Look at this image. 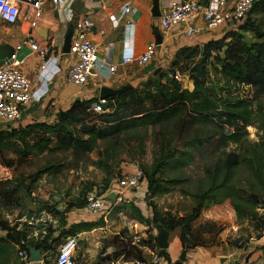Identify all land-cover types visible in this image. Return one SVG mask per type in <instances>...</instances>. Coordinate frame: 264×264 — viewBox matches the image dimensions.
Returning a JSON list of instances; mask_svg holds the SVG:
<instances>
[{"label":"trees","instance_id":"trees-1","mask_svg":"<svg viewBox=\"0 0 264 264\" xmlns=\"http://www.w3.org/2000/svg\"><path fill=\"white\" fill-rule=\"evenodd\" d=\"M255 14L264 15V0L254 2L248 17L244 22L238 24L236 30L229 31L222 39L206 42L202 49L199 47L182 49L168 72L162 73L159 70L155 76L171 78V75L178 71L177 68L180 66L181 58L189 60L202 52L204 62L198 64L195 71L203 74L206 71L205 62L212 59L220 65L221 72L231 80L252 87L255 91L254 99L261 104L264 99V21L257 22L252 17ZM248 36L252 37L248 38ZM155 97L157 96H153L149 104L147 98H144L139 90L133 87L123 95L109 98L107 100L109 106L116 104L117 108L122 109L125 113L118 117L119 113H117L115 119L105 127L88 129L76 138L67 137V140L61 142L63 151H73L78 156L96 151L99 157L98 167L106 177L107 191L110 187L109 180L112 181L114 177L123 178L125 176L121 167L123 159H119V148L127 146L123 141L125 137L127 138L132 132L139 130L149 131L153 129L156 131L157 128H164L166 125H172L175 120H179V134L182 133L180 142L173 145V142L169 141L167 136L164 135L159 150L154 154L151 166L148 167L138 161L143 180L148 181V190L160 193L159 188L161 186L158 182V175L167 169H183L190 166L195 161L197 150L202 148L203 144L200 138L197 135H189L192 129L196 125L205 127L207 124H215L216 122H214L215 117L202 113L186 118L185 108L181 104H176L171 97H168L166 101ZM96 99L76 100L67 110L58 113L57 120L53 124L35 122L19 127L0 128V158L2 162L9 166L14 165V159L8 160L6 158L8 153L15 154L17 161L22 164L34 154L52 152L54 148L51 146V140L41 138L33 142L32 136L34 133L37 130L46 133L54 131L66 133L67 124L72 121H79L87 115L91 104ZM222 118L224 122L221 121ZM217 119L224 123L223 127L231 125L233 129L227 133L220 127L210 136V139H216L211 154H220V157L207 169L211 177V185L208 190H212L216 198L220 196L232 198L235 210L240 218H248L251 222H259L257 230L260 233L259 238H261L264 236V214H260L258 210L264 209L263 200L252 196L255 198L254 202L253 199L248 198L249 195L245 190H241V192L236 190L231 182L235 178V171L241 166H246L251 175L257 180H262L264 177V115L260 111V105L256 110H252L250 102L239 100L230 103L222 117L220 116ZM256 121L257 127L255 126ZM249 126H254L263 132L259 135L258 141L254 142L249 139L247 131ZM163 134H167V131L164 130ZM230 144H235L237 148L230 152L223 151ZM137 149L139 151L138 156H140L143 153V144ZM18 193V187L14 186L11 180L0 181V203L3 206L18 208L20 205ZM207 193V190L202 191L199 205H202L207 199ZM148 205L151 208L150 217L144 216L143 212L135 205H131L133 214L128 215L131 220L149 227L148 237L135 243L129 229L121 230L105 245L114 247V252L100 256L99 264H111L121 257L125 259H144V248L157 250L161 257L165 256L166 250L158 247L157 237L151 234L154 230L152 225H160L167 231L180 228L183 245L188 247L198 246L197 244L191 245L188 238L191 237L190 223L199 218V209L188 219H166L160 216L156 205L152 203ZM78 206H86V202L85 204L79 202ZM73 207L76 206L70 205L67 210L69 211ZM114 209L122 212L118 206ZM66 213L68 212L62 214V226L66 225ZM20 225H12L8 220L0 219V228L6 232L4 237H0V249L12 245L28 253L30 247L36 250L42 249L43 258L47 261L50 255L56 252V245L61 240L102 227L104 222L87 221L74 224L68 229H63L59 235H55L56 231L49 228L45 232L41 231L35 237L30 236L28 224L24 228Z\"/></svg>","mask_w":264,"mask_h":264},{"label":"rangeland","instance_id":"rangeland-1","mask_svg":"<svg viewBox=\"0 0 264 264\" xmlns=\"http://www.w3.org/2000/svg\"><path fill=\"white\" fill-rule=\"evenodd\" d=\"M252 17L257 22L264 21L263 14H255ZM251 37L248 36V38ZM180 61L177 70L184 74L182 82L173 79L174 74L171 75V78L155 76L134 88L138 89L144 98H147L149 104L153 96H157L155 98L163 101L171 97L176 104H181L185 108L186 118L202 113L215 117L214 122L216 123L207 124L205 127L196 125L192 129L189 135H197L203 146L197 150L195 161L190 166L183 169H167L158 175V182L161 186L160 193L148 190V181L145 179L141 189L131 191L134 198L129 201H134L140 207H146L145 214L147 215L144 216L147 217L151 216L149 203L156 205L160 216L166 219H188L199 209V218L190 223L191 237L188 238V242L191 245L227 243L234 247L245 246L252 239L259 238L260 233L257 229L260 223L251 222L248 218H240L232 198L224 196L216 198L213 191L208 190L211 185V177L207 169L220 157V154H211L216 139L212 140L210 136L220 127L227 133L233 129L231 125L223 127L224 123H221V121L224 122L223 118L221 121L217 119L222 117L230 103L245 100L250 102L252 110H256L260 105V111L264 115V99L259 104V101L254 99L255 91L252 87L231 80L221 72L220 65L212 59L205 62L206 71L203 74L195 71L198 64L204 62L202 52L189 60L181 58ZM108 109L110 114L107 116L98 117L88 112L81 120L68 123L66 133L63 131L46 133L37 130L32 136V141L35 142L41 138L50 139L51 146L54 148L52 152L34 154L22 164L17 161L15 154L8 153L6 155L8 160H15L13 166L2 163L13 170L11 179L8 181L11 180L14 186L18 187L20 205L18 208H12V206H3L0 203V219L8 220L12 225L21 224L22 228L28 224L30 236L35 237L41 231L45 232L49 228L56 231L55 235H59L64 229L62 226L63 212H69L74 208L68 211L67 208L70 205L77 207L79 202L85 204L87 194H102L106 191V177L98 167L97 152L78 156L73 151H63L61 142L67 140V137H79L88 129L105 127L115 119L117 113H119L117 117L125 113L122 109H118L116 104L111 106L108 104ZM179 123V120H175L172 125L157 128L156 131L153 129L139 130L132 132L127 138L125 137L123 141L127 146L119 148V159H123L121 167L125 176L140 171L138 161L148 167L151 166L154 154L159 150L164 135L173 142V145L178 144L182 134H179ZM255 124L257 127V121ZM256 127L249 126L247 128L249 139L254 142L258 141L259 135L263 134ZM0 128L3 127L0 126ZM164 130L167 131V134H163ZM141 144L144 149L143 153L138 156L137 147ZM235 148H237L235 144H230L223 151L230 152ZM114 179L109 180L110 185ZM231 184L240 192L245 190L249 195L248 198L253 199L254 202L255 198L252 196H256L257 199L260 198L264 202V177L262 180L255 179L246 166H241L235 171V178ZM206 190L208 191L207 199L202 205H199L200 194ZM151 194H153V198L147 201ZM243 194L247 197L245 193ZM131 205L132 203L117 205L122 212L115 209L111 212L109 219L113 227L125 225V222L130 227L135 225V222L128 216L133 214ZM258 212L264 214V209H259ZM29 213L32 214L31 220H27ZM152 226L154 231L155 229L157 231L160 225ZM137 227V231L140 232L138 235L147 238L149 227L142 224ZM125 229L128 227L121 230ZM108 230L97 231L96 239L101 242L107 241L105 236H107ZM84 243L86 241L81 240L80 247ZM61 244H63L62 240L56 245V252L50 255L49 259L52 261L56 258ZM79 252L81 250L77 251L76 264L79 260Z\"/></svg>","mask_w":264,"mask_h":264},{"label":"crops","instance_id":"crops-1","mask_svg":"<svg viewBox=\"0 0 264 264\" xmlns=\"http://www.w3.org/2000/svg\"><path fill=\"white\" fill-rule=\"evenodd\" d=\"M171 1L160 0V12ZM127 3L131 4V11L123 24H118L116 16ZM70 7L71 11L65 14L60 8L48 2L44 11L38 13L33 12L28 5L22 2L18 24L8 25L0 21V44H9L15 48L29 38H34L41 45L47 43L54 45V52L47 61V72L44 75L41 70L43 60L36 53L31 51L23 60L22 69L32 84V102L24 111L20 123L16 125L7 123L2 126L3 128L19 127L35 122L53 124L57 120L58 113L67 110L76 100L98 98L103 87L119 89L126 84L136 87L155 77L159 70L162 73L168 72L182 49L187 47L202 49L206 42L222 39L226 33L237 29L232 20V2L228 6L229 13L222 26L217 30L203 32L193 38H188L185 35V30L192 25L191 23L171 31L162 30L160 17L155 18L152 13L153 0H70ZM88 17L93 24L90 28L89 38L99 47V63L95 69L91 70L87 83L78 87L68 81V71L77 62V58L64 52L63 48L66 38L71 35L73 39L77 33L78 24L84 22ZM127 22L134 26L127 30L125 28ZM129 33H133V37L128 36ZM159 40H161V44L158 43ZM154 42L157 44V49L148 65L139 67L134 63H122V58L130 48H132V55L141 56L146 47ZM109 66L117 67L114 74L109 72ZM123 173L125 175V172ZM145 186L147 187V185ZM117 190L118 185L114 179L105 194L114 196ZM127 197L134 198L131 192L127 193ZM112 201V199H107L105 207L96 215L91 213L86 206L74 207L66 213L64 229L87 221H103L105 213L111 209L113 211L115 208ZM131 203L138 207L144 215H147L145 214L146 207L145 210L134 201ZM132 221L135 222L132 227L127 226L126 222L125 225L112 226L110 228L112 230L109 229L106 232L107 241L104 242L96 239L95 234L97 231L107 230L103 229V225L92 231L79 233L77 237L86 243H84L85 246L83 244L80 247L79 242L78 250L81 252H79L77 264H93L95 262L99 264L100 256L112 254L115 250L114 247L105 245L126 227L134 239L145 238L138 235L140 232L137 231V225L141 224ZM167 232L169 233V248L166 249V255L161 257L158 264H264V236L252 239L242 247L230 246L227 243L188 247L181 241L180 228ZM151 234L157 237L158 229L157 231L153 230ZM18 249L15 245L0 249V264H22L23 262L18 256ZM152 253L158 252L144 248V259L150 261Z\"/></svg>","mask_w":264,"mask_h":264},{"label":"built area","instance_id":"built-area-1","mask_svg":"<svg viewBox=\"0 0 264 264\" xmlns=\"http://www.w3.org/2000/svg\"><path fill=\"white\" fill-rule=\"evenodd\" d=\"M256 0H172L163 10H161L160 27L164 31H171L182 25L192 24L185 30L188 38L200 35L203 32H212L222 26L228 15V6L233 3V23L244 22L252 10ZM25 3L33 12L41 13L44 11L48 2L60 8L67 14L71 11L70 0H0V21L8 25L18 24L21 17V3ZM131 11V4H125L118 15L116 22L123 24L126 16ZM35 25V24H33ZM90 17L77 26V33L72 39L70 54L77 58V62L68 71V81L75 86L82 87L87 83L91 70L95 69L99 63V47L89 38L90 28L92 27ZM134 25L130 22L125 24V28L131 29ZM129 33L128 36H132ZM27 46L33 53H36L43 60L41 67L42 74L47 72V61L54 52V45L47 43L41 45L34 38H29L26 42L17 45L11 59L0 67V126L5 124L16 125L23 119L24 111L32 102V84L24 70L22 62L17 59V52ZM157 44L151 43L141 56L132 55L130 48L122 58L123 64H136L139 67L146 66L150 63L155 55ZM116 66H109V72L114 74ZM174 79L182 82L184 74L180 71L174 73ZM109 102L99 97L91 104L89 112L98 117H104L110 114L108 109ZM12 168L4 165L0 160V181L11 179ZM118 190L114 194L116 200L113 204L117 205L130 204L127 193L139 190L143 185V174L141 171L115 179ZM109 199L107 194L89 193L85 198L88 210L97 214L105 207L106 200ZM114 208V207H113ZM111 210H108L103 216V229H110L112 224L109 216ZM6 232L0 228V237H4ZM141 239H134L135 243ZM80 239L77 236L67 237L61 244L56 258L52 261L48 259L39 262H31L30 255L27 251L19 250L18 256L23 264H76V253L79 249ZM161 256L158 253H152L150 261L145 259H125L120 258L112 264H158Z\"/></svg>","mask_w":264,"mask_h":264},{"label":"water","instance_id":"water-1","mask_svg":"<svg viewBox=\"0 0 264 264\" xmlns=\"http://www.w3.org/2000/svg\"><path fill=\"white\" fill-rule=\"evenodd\" d=\"M153 16L155 18H159L161 16L160 12V0H153V10H152ZM71 39L72 36L69 35L65 40V45L63 48V51L66 53H70L71 48ZM161 44V40L158 42ZM14 49L9 44H0V67L3 66L6 62H8L12 55L14 54ZM31 53V50L27 46H23L18 52H17V59L20 61H23L29 54ZM133 88V85L126 84L122 86L119 89H114L110 87H103L100 90L99 98L102 100H108L109 98H112L114 96H120L125 94L126 92L130 91ZM153 198V194L149 195L147 198V201ZM109 199L116 200L115 196H109ZM32 219V214L29 213L27 216V220ZM158 236H157V245L160 249L166 250L169 248V233L164 230L161 226L158 228ZM29 255H30V261L31 262H39L43 260V250L39 249L36 250L33 247L29 248ZM98 264V263H93Z\"/></svg>","mask_w":264,"mask_h":264}]
</instances>
